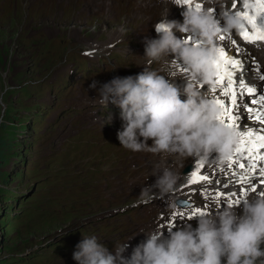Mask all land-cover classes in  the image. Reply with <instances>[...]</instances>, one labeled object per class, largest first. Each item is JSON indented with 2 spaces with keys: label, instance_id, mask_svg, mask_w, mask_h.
Here are the masks:
<instances>
[{
  "label": "rangeland",
  "instance_id": "obj_1",
  "mask_svg": "<svg viewBox=\"0 0 264 264\" xmlns=\"http://www.w3.org/2000/svg\"><path fill=\"white\" fill-rule=\"evenodd\" d=\"M15 1L13 13L0 16V264H28L39 260L57 264V258L65 247L62 242L52 244L47 253L41 252L31 259L22 255L32 252L31 248L44 241L47 235L55 236L56 232L72 228L78 223L80 213L82 216L95 213L111 202L131 205L138 201L141 187L152 183L155 166L161 163L172 165L174 157L145 151L134 153L121 145L112 146L108 153H103L105 148L101 141L118 130L115 111L99 103L98 93L89 88L93 79L87 83L76 80L70 90L65 89L66 84L58 77L57 70L72 47L65 44L54 49L47 42L63 35L79 52L98 48L97 55L88 59L90 65H94L110 53L106 46L123 39L127 33L139 35L141 39L148 38L149 28L156 20L164 14L174 13L169 4L159 0H107L105 13L96 7L85 9L86 0H80L76 11L71 7L72 0ZM36 32H41L37 37L40 41L33 38ZM41 43L43 52L51 55L52 60L37 68L33 55ZM128 50L126 44L115 49L114 59L120 65L116 70L123 76L131 75L134 65V55ZM70 60H74L72 56ZM138 65L143 66L144 62L139 61ZM77 66L79 71H85L86 79L97 75L95 67L89 69L84 59L77 58ZM96 80L104 83L105 78ZM45 81L53 82L54 87L44 88L41 93L37 89L30 91V84ZM59 84L62 87L55 91ZM57 98L59 101H55ZM83 98L89 101L84 103ZM17 101L20 103L18 109L15 107ZM11 107L15 109L11 110ZM39 107L45 110L41 113V121L33 118ZM109 114L113 117L111 123ZM72 160H80L83 169L70 163ZM119 167L128 169L123 179L113 174ZM72 168L78 171H72ZM60 171L70 173L69 177L74 180L90 181L85 187H91V181L98 179L94 183L100 187L98 198L81 208L96 195L85 193L72 181H65L62 177L66 173ZM58 174L53 179L65 181L63 188L69 192L65 203H59L64 202L59 192L50 185L47 187L45 177L51 179V175ZM40 181L43 189L47 190L42 189ZM122 183L129 187L124 188ZM133 187L137 191L136 197H127ZM32 191L37 194L36 197L45 193L50 202H55H46L47 197L43 195L39 199L31 198L23 207L20 204L27 198L19 199L17 207L15 200H10L12 193L15 197L22 195V199ZM168 200H158L164 203L166 211L169 210ZM7 207L12 215L3 212ZM48 212L52 217L42 224ZM128 226L129 221L121 218L119 222L111 223V227L100 228L98 233L106 237L110 230L124 231ZM59 262L62 264L64 261L61 259Z\"/></svg>",
  "mask_w": 264,
  "mask_h": 264
},
{
  "label": "clouds",
  "instance_id": "obj_2",
  "mask_svg": "<svg viewBox=\"0 0 264 264\" xmlns=\"http://www.w3.org/2000/svg\"><path fill=\"white\" fill-rule=\"evenodd\" d=\"M168 2L183 7L182 0ZM183 8V22L167 15L153 26L157 35L145 40L142 72L104 83L95 79L89 88L98 93L101 105L111 102L121 110L117 137L125 149L205 162L215 153V162L223 166L235 154L240 134L219 121L218 106L200 85L214 86L219 38L240 32L243 21L228 0H203L199 8ZM189 35L198 36L199 46L185 42ZM154 63L160 68L153 69ZM181 65L189 75L180 72ZM112 119L109 114L110 123ZM153 176L155 183L141 187L137 203L170 198L182 178L174 165L163 163L155 166ZM168 207L175 214L171 199ZM196 219L195 227L185 223L169 229L167 236L159 228L148 232L130 257L125 256L129 241L109 250L95 235H82L73 259L77 264H264V194L245 200L238 210L228 206Z\"/></svg>",
  "mask_w": 264,
  "mask_h": 264
},
{
  "label": "snow or ice",
  "instance_id": "obj_3",
  "mask_svg": "<svg viewBox=\"0 0 264 264\" xmlns=\"http://www.w3.org/2000/svg\"><path fill=\"white\" fill-rule=\"evenodd\" d=\"M182 3L190 5L191 0H182ZM240 3L244 10L235 12V14L249 26L242 25L241 38L248 43L264 42V0H240ZM195 7L201 6L197 4ZM235 7L234 4L233 9ZM220 39L224 40V37ZM192 40V36H187L185 42L190 43ZM199 43L197 40V46ZM232 43L235 44V41ZM217 52L218 56L215 61L216 83L220 85V93L224 97L212 101L220 109L218 119L230 129L236 131L246 129L239 131L241 139L236 149L237 157L236 159L231 158L230 163L244 170L245 173L256 172L259 177L257 182L264 186V84L256 87L246 82L244 77L246 69L243 62L234 56H229L224 48H218ZM236 52H240L239 47H237ZM258 71L260 70L258 69ZM260 79L264 81V74L260 75ZM253 105L258 107H252ZM252 121L257 122L259 126L251 127L250 122ZM233 174L235 175V173ZM189 175L192 176V184L210 181L211 179L210 176H205L198 170H193ZM241 182L248 183L246 176L242 177ZM224 187L227 185L225 184ZM255 190L256 188L253 186L252 191ZM218 195L224 196V193ZM236 203L238 204L239 201ZM203 215H205L204 212L196 209L193 210L188 219Z\"/></svg>",
  "mask_w": 264,
  "mask_h": 264
},
{
  "label": "bare ground",
  "instance_id": "obj_4",
  "mask_svg": "<svg viewBox=\"0 0 264 264\" xmlns=\"http://www.w3.org/2000/svg\"><path fill=\"white\" fill-rule=\"evenodd\" d=\"M90 2H91V1H90ZM164 16H165V14H164ZM160 17H161V16H160ZM15 104H16V106H15L16 108H17V105H20V103H19L18 101L15 102ZM15 107H11V110H14ZM17 109H18V108H17ZM24 109H25V108H24ZM64 147H65V146H64ZM147 160H148V159H147ZM146 162H147V161H146ZM63 163H64V162H63ZM75 165H76V164H75ZM62 166H63V165H62ZM140 166H141V165H140ZM4 167H5V166H4ZM137 167H138V166H137ZM145 168H146V167H145ZM142 169H143V168H142ZM146 171H147V170H146ZM137 173H138V172H137ZM137 173H136V174H137ZM135 177H136V176H135ZM137 177H138V176H137ZM142 177H143V176H142ZM142 177H141V178H142ZM122 179H123V178H122ZM124 179H125V178H124ZM132 182H133V181H132ZM136 184H137V183H136ZM132 186H133V185H132ZM138 191H139V190H138ZM122 192H123V190H122ZM125 193H126V192H125ZM136 193H137V191H136ZM6 194H7V193H6ZM124 195H125V194H124ZM124 195H123V196H124ZM136 195H137V194H136ZM114 196H115V195H114ZM116 197H117V196H116ZM118 197H119V196H118ZM118 197H117V198H118ZM125 197H126V196H125ZM125 197H123V198H125ZM35 198H36V197H35ZM120 198H121V197H120ZM41 199H42V198H41ZM45 199H46V198H45ZM10 200H11V199H10ZM46 202H48V201H46ZM101 202H102V201H101ZM41 203H42V202H41ZM40 205H41V204H40ZM100 205H101V204H100ZM35 206L38 207L37 205H35ZM99 207H101V206H99ZM99 207H98V208H99ZM38 210H40V209H38ZM41 210H42V209H41ZM86 211H87V210H86ZM38 213H39V212H38ZM41 213H42V212H41ZM91 213H92V212H91ZM34 214H35V213H34ZM41 216H42V215H41ZM30 220H31V219H30ZM38 220H39V219H38ZM26 227H27V226H26ZM27 228H28V227H27ZM125 229H126V227H125ZM39 254H40V253H39Z\"/></svg>",
  "mask_w": 264,
  "mask_h": 264
},
{
  "label": "trees",
  "instance_id": "obj_5",
  "mask_svg": "<svg viewBox=\"0 0 264 264\" xmlns=\"http://www.w3.org/2000/svg\"><path fill=\"white\" fill-rule=\"evenodd\" d=\"M6 210V211H5ZM3 212L8 215V212H9V207H7Z\"/></svg>",
  "mask_w": 264,
  "mask_h": 264
}]
</instances>
